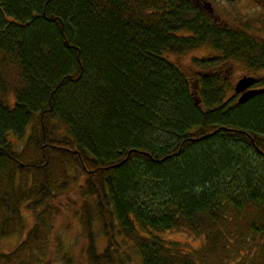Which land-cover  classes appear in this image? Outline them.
I'll use <instances>...</instances> for the list:
<instances>
[{"label":"trees","instance_id":"obj_1","mask_svg":"<svg viewBox=\"0 0 264 264\" xmlns=\"http://www.w3.org/2000/svg\"><path fill=\"white\" fill-rule=\"evenodd\" d=\"M196 16L187 0H0V241L19 234L0 264L51 250L73 182L84 231L116 220L89 264H125L116 236L141 264H264V92L237 103L218 71L175 62L209 46L250 66Z\"/></svg>","mask_w":264,"mask_h":264},{"label":"flooded vegetation","instance_id":"obj_2","mask_svg":"<svg viewBox=\"0 0 264 264\" xmlns=\"http://www.w3.org/2000/svg\"><path fill=\"white\" fill-rule=\"evenodd\" d=\"M197 13L196 19L202 20V26L212 31L217 36L231 37L236 44L240 39L245 45L244 51L252 56L249 58L250 66H246L239 59L217 58V52L209 47L202 46L207 52L206 56L199 58L204 61L203 67L194 68V73L206 75L218 71L222 75L224 83L230 84L231 96L237 101L239 93L234 91L236 82L243 76L253 77L252 84L244 91L264 87V0H187ZM255 55V57L253 56ZM262 61V66L256 64V60ZM238 68H244L245 74L235 75ZM191 84L193 79H189ZM191 86V85H190ZM200 82L195 81V88ZM261 94V93H259ZM256 94L254 96H257ZM252 96V97H254ZM250 97V98H252ZM249 98V99H250ZM8 242V238L5 239Z\"/></svg>","mask_w":264,"mask_h":264},{"label":"rangeland","instance_id":"obj_3","mask_svg":"<svg viewBox=\"0 0 264 264\" xmlns=\"http://www.w3.org/2000/svg\"><path fill=\"white\" fill-rule=\"evenodd\" d=\"M206 55L207 52L204 49L198 48L185 55L176 57L174 60L177 64L179 63L178 65H180L185 71L189 70V72L194 73V68L199 66L193 64V58L199 59ZM172 57L174 56L172 55ZM245 73L246 70L244 68H238L235 75ZM77 183L78 182H73V187L70 186L68 191L65 194L60 195V197L54 202L55 205L51 216V250L45 254L40 253L39 259L35 256L34 260L29 262V264H67L62 257L64 253H66V258L73 259L71 264H89L87 257L83 255V251H81V249H84L88 244V240L94 242L95 246L101 251L106 248L108 240L104 235V226L102 222L104 220L106 226H110L111 223L115 226L116 220L114 217L110 216L107 210L103 209L104 216L100 218L95 214L92 218L93 215H91V224H89L90 229H86L87 232L84 231L79 215L76 213L78 210L79 212L82 211V199L79 198L80 190ZM88 201L90 202L92 200H89L88 198ZM91 210H93V206L91 207ZM164 237L169 240L184 242L186 245H197L199 243V239L192 237L183 231L165 233ZM18 241L19 234L13 235L10 239L8 238V242L1 240L0 243L2 245L0 244V251L8 249L7 247L14 246ZM116 241L120 244V257L124 259L125 264H141L137 251H135L129 244V241H123L121 236H116ZM4 245H6V247ZM116 261H118V256Z\"/></svg>","mask_w":264,"mask_h":264},{"label":"water","instance_id":"obj_4","mask_svg":"<svg viewBox=\"0 0 264 264\" xmlns=\"http://www.w3.org/2000/svg\"><path fill=\"white\" fill-rule=\"evenodd\" d=\"M252 82H253V77L250 76H243L236 82L234 90L237 93H241L238 98V103H244L250 97L264 92V88L250 89L244 91L247 87H249L252 84Z\"/></svg>","mask_w":264,"mask_h":264}]
</instances>
